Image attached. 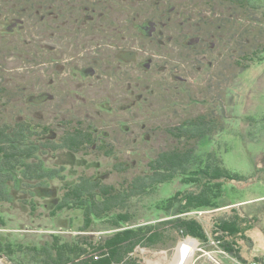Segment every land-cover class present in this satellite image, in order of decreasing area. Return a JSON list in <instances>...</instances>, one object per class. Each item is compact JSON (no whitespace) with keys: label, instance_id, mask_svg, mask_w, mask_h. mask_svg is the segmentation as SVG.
<instances>
[{"label":"rangeland","instance_id":"obj_1","mask_svg":"<svg viewBox=\"0 0 264 264\" xmlns=\"http://www.w3.org/2000/svg\"><path fill=\"white\" fill-rule=\"evenodd\" d=\"M155 1L153 0V5L149 7V0H89L88 2L57 0L52 6H42L45 7L42 9L47 13L40 11L39 19L35 20V12L39 6L32 8L28 5L25 9V0H0V6L7 15L9 13L12 16L14 13L24 15V24L27 25L23 28L26 32H16L13 21L8 19V25L3 28L9 29L12 34L7 38H0V84L3 86L5 83L6 88H21V90H14L17 94V102H7L2 97L0 98V112H2L3 118L8 121L13 120L14 114L27 116L33 113V110L28 109L24 104L25 93L42 92L46 89L54 91L53 85L50 84V77L53 74L50 71H45L43 64H35L38 62L37 60L27 56L28 62H26L24 58L26 53L23 51V46L28 39L27 35L34 38L28 40L30 47L50 42L48 38L53 35V32L48 35L44 34L43 25L39 23L42 19L48 22L63 20L60 21L63 29L55 30L56 34L50 43L56 46L60 56L63 54V62H74L75 64L77 61L79 64L83 62L81 67L87 64V60L86 58L79 59L76 56L74 49L78 48L77 41H80L81 48L85 50L84 52L88 51L90 56H100L101 60L97 68L100 66L108 68L116 64L107 60L106 55L110 60L113 57L112 51H107L105 46L106 41L110 39V32L116 29L115 25L111 30L112 24L115 22L122 21V27H124L125 20L129 22L141 20L152 16L153 11L154 16L160 17V9L172 2L176 7L171 12L173 18L170 23L172 21L179 22L183 24V28H186L179 31L178 29L181 27L175 26L165 30V37L166 39L168 37L170 48L167 61L172 66L165 67L164 72L167 74L174 72L177 75H169L166 80L165 92L168 95H165V98L170 101V106L165 109L159 108L160 111H156L158 104L155 101L149 104L146 102L138 108L133 105L134 103L132 104L131 96L125 98L126 100H120L123 92L119 90L125 88L128 91L122 85H118L119 88L114 87L116 88L114 97L109 96V104L117 106L110 109L106 98V88H109V83L113 82L110 77L100 80L95 78L91 82H85L84 79L73 78L69 74L68 66H66L67 71L61 72L64 79L58 80L57 83L67 81L66 83L70 85H62L61 87L65 89L62 93L57 94L56 91L53 98L49 97L50 99L44 100L43 104L37 108L40 111L39 115L42 116L45 123L53 121L58 124V133L63 127L60 122L68 120L70 116H75L85 126L92 124L95 130H101L106 140L102 138L100 141H107L109 144L107 147L101 148L99 147L101 144L98 142V145L90 148L89 153L84 154L70 150L51 152L43 148L47 151H39L38 155L42 157L45 168L52 169L57 175L61 168L62 171H60V176H54L46 185L34 187L32 194L28 192V189L25 193L24 186L27 183H23L19 179L21 183L16 186L15 190L16 187L12 184L13 179L10 175L6 177L9 179L6 186H8L12 201L0 202V264H13L1 251L8 244L14 245L22 242L29 243V245L36 243L40 246L46 239H50V235L53 233L72 241L71 238H76V236H79L77 239H82L83 236L88 235L92 236L93 240H101V237L120 232L116 228L98 230L97 228L101 224L105 225V221L102 222L101 219L96 220L93 217L91 220L90 213L87 214L80 208L75 211L70 203H64L69 208L68 210L62 209L58 205L62 186L74 187L73 185L85 175V177L91 178L89 180L91 186L118 187L117 184L122 176L127 177V174L131 175L133 171L141 172L146 168L147 162L153 160L152 158L161 151V148L167 149L166 128L175 125L183 117L202 113L209 106L217 109V119L222 118V126H218L215 133L210 134L209 139L204 140L205 143L200 145L201 150L196 153L197 158L216 157L217 163L226 168L228 173L233 175V179L224 178L223 184L221 183L222 195L215 208L194 212L197 216L192 219L204 228L203 237L205 236V238L200 239L187 235L179 237L180 239H176L174 243H169L168 239L165 243L166 246H160L161 243L144 246L146 244L140 242L133 252H130L126 255L127 257H124L125 259L123 258L124 260L122 259L117 264H179L181 259L179 251L185 243L189 244V255L188 258L183 259L182 264H264V46H262L264 45V0H251V3L253 2L256 7L255 11L259 19L257 21L260 22L259 29L260 26L263 28L262 38L260 37L256 42L258 45H255L254 50L257 55L253 62L238 75L237 73L232 75L231 72L225 71L220 73L221 70L229 67L228 62L220 63L219 56L221 55L218 53L217 56L215 53L218 50L217 46L212 49L207 46L210 41L217 40V32L214 29V35L208 37L205 34L206 29L212 22H217L216 19L225 18L223 13H228V7L223 2L220 0H162L164 5L153 10ZM71 4L77 5L75 7L77 17L73 19L65 20L60 14L57 15L56 11L54 12L56 7L57 12H60L61 8ZM142 8H145V12L142 11ZM86 10L92 11L95 18L88 20L81 16L82 12H86ZM100 10L106 11L104 19L100 17L101 14L98 12ZM61 12L64 13V11ZM183 13L188 14V22H183ZM220 14L221 16H219ZM197 17L202 19L198 25L206 26L203 30L193 29L194 20ZM102 19L103 21H101ZM247 23L248 21H246ZM185 32L195 34L184 40L185 45H193V49L200 52L195 61L192 47H185L182 42L173 39V36L178 37ZM257 37L256 34V39ZM87 39L90 40L85 41ZM143 40L145 38L140 35L138 45L134 46L139 51L137 57L152 53L149 50V44L141 42ZM3 45H7L11 50L3 52L2 48H5ZM179 48L186 50L187 55L183 52L179 55ZM206 50H210L208 53L214 59H210L207 53L202 52ZM240 51L241 49L237 52ZM9 54L10 56L7 58ZM70 56L75 58L68 61ZM11 60H16V62ZM38 67L42 71H37ZM72 81H81L79 87L74 88ZM144 84L140 82L136 85L134 90L135 93H138L135 97L136 102L142 99L140 92L149 88ZM154 85L156 84L154 83ZM96 86H99L100 89ZM181 87H183L182 90ZM71 89L73 91H70ZM128 92L130 93L131 89ZM62 95H65V98L60 102L59 96ZM101 96L105 102L101 100ZM203 98L206 100L203 101ZM37 102L33 101V103ZM120 102H125V104L118 107ZM223 104L226 105L225 115L220 110ZM124 125L128 126L124 127ZM93 134L94 137H99L96 131ZM46 140L49 139L43 138V146H47ZM128 145L136 147V151H129L131 148L129 149ZM210 160L213 162V159ZM122 161L124 163L120 164ZM195 167L196 165H192L190 168L194 169ZM62 175L64 178L60 179ZM80 176L81 178H79ZM14 177H17V174ZM1 179L3 180L4 177L1 176ZM2 185L4 186V180ZM179 189L183 190L184 186H181L178 179L174 178L159 189L148 190L150 192L139 196L138 204L133 207V210L139 214L138 217L135 216L138 221L134 227L146 224L157 225L159 222H163L161 220L166 217L160 208L157 209L159 207L157 202ZM57 207L59 208L57 209ZM113 207L110 211L118 210L125 214L124 211L129 213L130 210L129 206L114 205ZM235 215L239 217V230L231 231L232 236L226 237L228 241L225 238L220 239L219 234L216 233L220 219L223 217L234 218ZM69 219L74 221L69 223ZM88 222L90 226L94 227L93 229L84 228ZM125 226V224L121 226V229H125ZM161 227L162 225H157L155 230L157 229L159 232ZM216 238L222 244L223 242L230 243L233 250H225L218 244L219 241ZM165 239L166 237L164 241Z\"/></svg>","mask_w":264,"mask_h":264},{"label":"trees","instance_id":"obj_2","mask_svg":"<svg viewBox=\"0 0 264 264\" xmlns=\"http://www.w3.org/2000/svg\"><path fill=\"white\" fill-rule=\"evenodd\" d=\"M56 1L57 0H25L24 8L26 9L28 5L32 8L33 6H39L36 10L37 12H35V20H38L39 12H46V10L42 9L45 7L42 6H52ZM83 1L88 2L89 0ZM220 1L228 7V13H223L222 15L225 18L216 19L217 22H212L206 29L205 34L208 37L214 35V29H216L217 32V40L210 41L207 46L210 49L217 46L218 50H216L215 53L217 56L218 53L221 55L219 56L220 63H223V61L224 64L228 62L229 67L225 70H221L220 73L225 71L231 72L232 75L236 73L238 75L244 72L248 65L253 62L254 57H256L257 54H255L254 49L257 44L256 42L259 41L258 39L260 37L262 38L261 34L263 28L260 26L259 29L260 22L257 21L258 16L255 11L256 7L253 2L251 3V0ZM150 5H153V0H149V7ZM161 5H164L162 0H156L153 10L159 9ZM76 6V4L65 6L60 9V12H57L56 7L54 8V12L56 11L57 15L60 14L65 20L73 19L77 17L75 13ZM175 7L176 6L170 2L160 9V17L154 16L153 11L152 16L137 21L129 22L125 20L124 27H122V21L119 23L115 22L112 24L111 30L115 25L116 29L112 31L108 29L111 31V39L120 40L122 42H124L125 39L132 38L139 42L141 35L142 38H145V40L141 42L148 43L150 46L149 50L152 51L150 54L146 53L141 56L138 64L140 75L145 74L148 79L152 80L151 83L146 81V83H148L147 87L149 86V88L140 92L142 99L138 100V108L143 106L146 102L149 104L154 103V101L158 104L156 111H160L159 108L163 107L165 109L170 106V101L165 98V95H168L165 92L166 80L169 75H177V73L170 72L167 74L164 72L165 67L172 66L167 61L169 59L170 48L168 37L167 39L165 37V30L168 27L170 29L175 26L181 27L178 29L179 31L186 29L183 28L182 23L174 21L170 23L173 18L171 12ZM61 11H64V13ZM142 11L145 12V8H142ZM98 12L101 14L100 17L104 19L106 11L100 10ZM82 14L81 16H84L88 20H92L91 17L95 18V14L92 11L86 10V12H82ZM13 15L14 16L10 13L7 15L6 12L3 11L2 6H0V26L5 25L4 21L11 19L13 20V25H15L14 29L16 32H26V30H23L24 26H27L24 24L25 16H21L19 13H14ZM183 16V22H188V14L183 13L182 17ZM219 16H221V14ZM103 19L101 21H103ZM201 20L202 19L199 17L194 20L193 29L203 30L206 27H200L198 25ZM60 21L63 20L60 19ZM60 21L48 22L42 19L39 23L43 25L44 34L48 35L57 29H63V25H61ZM246 21H248L247 24ZM17 22L18 24L21 22V25L16 26ZM190 25H193V23H190ZM256 27L257 31L255 32ZM4 30L9 33L0 32V38L3 39L12 34L9 29ZM256 34L258 35L257 39ZM192 35L195 34H193V32H185L178 37L173 36V39L185 45L184 40ZM26 37L28 39L23 46V51L26 53V56H24L26 62H28V57L35 60L41 58V63L52 60L49 49L45 46L30 47L28 40L34 38L30 35ZM51 37L53 36L48 38L49 41ZM48 43L50 42H46V44ZM3 46L5 47L2 48L3 52H5V50H11L8 49L7 45ZM185 47H192V52L195 57L194 61L197 60V55H199L200 52L195 51L193 45H185ZM179 49V55L181 52L187 55L186 50L182 48ZM240 49L241 51L238 53L237 51ZM12 51H14V49H12ZM209 51L210 50L202 52L207 53L210 59H214V57L209 55ZM18 53L21 54L20 51H18ZM250 53H253V55H250ZM9 56L10 54L7 58ZM227 56L229 58L228 60ZM118 59L123 60L122 58ZM11 61L16 62V60ZM119 62L125 63L123 61ZM154 71L155 73H153ZM130 78L133 79V76ZM138 81L143 84L145 82L142 81L140 77ZM154 83L156 85H154ZM4 85L5 83H3V86L0 84V98L2 97L7 102H17V94H15L14 90H21V88H6ZM182 89L183 87H181V90ZM34 94L35 93L24 94V99L26 100L24 104L27 105L28 109L31 108L33 110L32 114L27 116L14 114L16 117L14 116L13 120L8 121L3 118L2 112H0V202L12 201L8 186H6L9 180L6 178L8 175L13 179L12 184L15 187L21 182L27 183L24 186L26 190L25 193L28 189V192L31 194L33 193L34 187L46 185L54 176H60L59 174L62 168L59 170L58 175L56 172H53L52 169H46L42 157L38 155L39 151H56L66 148L70 151L82 152L84 154L89 153L88 151H90V148L94 145H98V142H100L101 145H99V147L101 148H105L109 144L107 141H100L102 138L105 139V135L101 130H95L92 124L85 126L83 122L76 119L75 116H70L68 120L61 121L60 124H63V127L60 128L61 131L58 133V124H55L53 121L45 123L44 119L40 117V115L38 116L40 111L37 108L40 107L43 102L39 101L33 103L34 100L29 98L33 97ZM205 100L206 98H203V101ZM225 106L226 105L223 104L220 107L223 115H225ZM135 110L138 109L135 108ZM216 111V108L209 106L202 113L183 117L178 123H175V125L166 128L165 134L167 138L165 142L168 144L167 149L161 148V151L152 158L153 160L147 162L146 168L141 172H139V170L137 171L138 173L133 171L131 175L127 174V177L122 176L117 184L118 187L91 186V181H89L91 178L85 177V175H83L80 181H77L76 184L73 185L74 187L62 186V193L58 203L62 209L66 208V210H68L69 208H67L64 203H70L73 207L70 204L68 205L75 209V211L82 209L87 214L90 213V218L93 217L96 220L101 219L102 222L105 221V225L101 224V226L97 228L98 230L116 228L120 232H116L111 236L101 237V240H93L94 238L88 235L83 236L82 239H77L79 236H76V238H71L73 239L72 241L53 233L50 235L51 238L46 239L40 246L36 243H31V245H29V243L19 242L14 245L8 244L6 248H3L1 251H3V254L7 255L13 264H117L119 261H122L124 257H127L126 255L130 252H133L136 245L140 242H144L146 245L141 244L144 246H151L152 244L159 245L160 243V246H166L165 243L168 239L169 243H174L179 237L187 235L195 236L200 239L205 238V236L203 237L204 228L193 220L196 218L195 216H197L194 212L215 208L222 195L221 183L223 184L224 178L233 179V175L228 173L226 168H223V166L217 163L216 157H210V159H213L214 164L210 159L197 158L198 155L196 153L198 150H201L200 145L205 143L204 140L207 141L209 139L210 134L215 133L218 126H222V118L220 120L217 119ZM128 125H124V127ZM94 131L99 134L98 138L97 136H93ZM43 138L49 139L46 140L47 146H43ZM127 147H129V149L131 148V150H129L131 152L132 150L133 152L136 151V147H131L130 145ZM112 149L113 144L111 146V151ZM122 163H124V161L120 164ZM192 165H196V167L194 169L190 168ZM15 174H17V177H14ZM1 176L4 177V186L2 185L3 180ZM81 176L79 178H81ZM63 178L62 175L60 179ZM174 178L178 179L179 184L184 186V189L176 190L177 192L175 191L172 195L162 198L157 202V204H159L157 209L160 208L164 217H166L161 220L163 222L157 224L160 226L162 225L159 232H157V229L155 230V226L157 225L146 224L134 227L135 223L138 221L136 217H138L139 214L133 210V207L138 204L139 196L145 192L148 193L153 191L155 188L159 189ZM19 179L22 181L20 182ZM16 189L17 187L15 190ZM114 205H120L121 207L129 206V213L124 211V214L123 211L118 210L110 211L111 208H114ZM58 208L59 207H57V209ZM238 218L239 217L235 215L234 218L223 217L220 219L216 230L220 239L231 237V231L239 230L238 225H240V223L238 222ZM73 221V219H69V223ZM124 224L126 225L125 229H121V226H124ZM85 226L84 228L87 229L94 228L89 225V222L86 223ZM165 237L166 239L164 241ZM79 241H81V243H79ZM218 241V244L225 250H233V247H230V243L227 244L223 242L222 244L219 239ZM95 255L96 257L94 258Z\"/></svg>","mask_w":264,"mask_h":264},{"label":"flooded vegetation","instance_id":"obj_3","mask_svg":"<svg viewBox=\"0 0 264 264\" xmlns=\"http://www.w3.org/2000/svg\"><path fill=\"white\" fill-rule=\"evenodd\" d=\"M91 19H94L93 17H91ZM10 20V19H9ZM13 21V20H12ZM5 25H8V21H4ZM10 22V21H9ZM16 26H20L21 24L18 22L16 23ZM2 25L0 26V32H4L6 34H8L9 32H6L4 30V26ZM94 26V25H93ZM4 30V31H3ZM56 34V32H53V37ZM53 37H51L50 42L53 41ZM90 39H87L85 41H88ZM44 45H39L40 47H46L47 49H49V52L52 55V60L50 61H45L41 63V58H38L35 64H43L44 65V70L45 71H50V73L53 74L52 77H50V84H52L54 91H48V89L42 91V92H36L34 94L33 97H30L29 99H33L35 101H42L44 102V100H48L50 98H53L55 95V92L57 91L58 93H62V91H64L65 89L62 88V85H70L69 83H66L67 81H61L60 84L57 83L58 80H63L64 79V75L61 73L62 71H67L66 70V66H68L70 69H68L69 74L72 75L73 78L77 79V80H82L84 79L85 82H91L93 79H97L100 80L101 78L104 77H110L113 82L109 83V88H106V98H107V102L109 104L110 102V97H114V95H116V93L114 92V90H116V88H114L115 86L118 87V85H122L125 86L127 88L128 91L131 92L129 93L128 91H126L125 88H121L119 91L123 92L122 96L120 97V100H123L125 98H130V96L132 97V104L137 106V103L135 101V97L138 95V93H135L134 90L136 89V85L140 84V81H138L139 77L142 76V81H145L144 83H146V81L148 82H152V80L148 79L147 76L144 75H140V70H139V61H140V57H137V54L139 53V51L134 48V46L138 45V41L136 39H125L124 42L120 41V40H116V39H109L106 41L105 46H106V50L107 51H112V57L113 59L110 60V58L106 55L107 60L110 61L111 63H116L114 65H111L110 67L106 68V66H100L97 68V66H99L100 64V56L98 55H89V52L81 48L80 45V41L76 42V46L78 47L77 49H74V52L76 54V56H78L79 59H84L86 58L87 60V64L86 65H82V67L80 66L81 64H84L83 62H80V64L78 63V61L76 62V64L74 62H69V63H65L62 60V56L63 54L60 56L59 53L57 51L56 46L53 43H48L46 44V42L41 43ZM130 46V47H129ZM61 50V49H60ZM45 53V52H44ZM81 53H83L81 55ZM75 57L70 56L68 57V61L74 59ZM118 58H122L118 59ZM132 60H129V59ZM119 61H123L125 62L124 64L119 62ZM55 63V65H53ZM48 64V65H47ZM51 65V66H50ZM36 69V68H35ZM37 71H42L40 67H38ZM121 76V77H119ZM133 76V79H131L130 77ZM54 77V79H53ZM110 79V81H111ZM74 84V88L79 87V84L81 81H72ZM48 83V85H50ZM148 83L144 84V86H147ZM99 87V86H96ZM119 88V87H118ZM73 89V87H72ZM70 91H73V90ZM100 89V87H99ZM67 90V89H66ZM109 90V91H108ZM75 91V90H74ZM110 96V97H109ZM134 96V97H133ZM50 97V98H49ZM100 97V96H99ZM65 98V95L59 96V101L62 102ZM101 100L103 102H105L104 98L101 96ZM126 100V99H125ZM125 104V102H120L119 106H123ZM109 107L111 109H113L114 107L117 106H112L109 104ZM39 115V114H38ZM40 117H42L40 115ZM59 150H68V149H59ZM57 151V150H56ZM53 152V151H51ZM78 153V152H77Z\"/></svg>","mask_w":264,"mask_h":264},{"label":"built area","instance_id":"obj_4","mask_svg":"<svg viewBox=\"0 0 264 264\" xmlns=\"http://www.w3.org/2000/svg\"><path fill=\"white\" fill-rule=\"evenodd\" d=\"M185 245H186L187 248L185 250H183V251H185L186 254L184 256L183 255L180 256L181 259L179 260L180 261L179 264H182L183 259L184 258H188V255H189V249H188L189 244L188 243H185L183 246H185ZM183 246L180 248V250L183 248ZM179 255H180V251H179ZM213 257L216 258L215 256H213Z\"/></svg>","mask_w":264,"mask_h":264},{"label":"bare ground","instance_id":"obj_5","mask_svg":"<svg viewBox=\"0 0 264 264\" xmlns=\"http://www.w3.org/2000/svg\"><path fill=\"white\" fill-rule=\"evenodd\" d=\"M187 247L186 246H183V248L180 250V255H185L186 254V252L185 251H183V250H185ZM186 260V259H185ZM174 264H178V263H174Z\"/></svg>","mask_w":264,"mask_h":264}]
</instances>
